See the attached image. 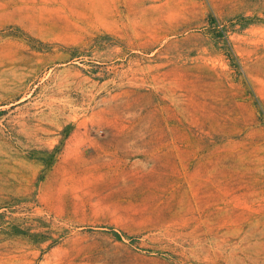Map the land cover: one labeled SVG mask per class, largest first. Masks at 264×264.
I'll return each mask as SVG.
<instances>
[{"label":"rangeland","instance_id":"rangeland-1","mask_svg":"<svg viewBox=\"0 0 264 264\" xmlns=\"http://www.w3.org/2000/svg\"><path fill=\"white\" fill-rule=\"evenodd\" d=\"M0 264H264V0H0Z\"/></svg>","mask_w":264,"mask_h":264}]
</instances>
